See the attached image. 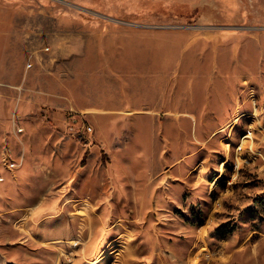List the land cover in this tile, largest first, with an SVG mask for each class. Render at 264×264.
<instances>
[{"label":"rangeland","instance_id":"1","mask_svg":"<svg viewBox=\"0 0 264 264\" xmlns=\"http://www.w3.org/2000/svg\"><path fill=\"white\" fill-rule=\"evenodd\" d=\"M0 264H264V0H0Z\"/></svg>","mask_w":264,"mask_h":264},{"label":"built area","instance_id":"2","mask_svg":"<svg viewBox=\"0 0 264 264\" xmlns=\"http://www.w3.org/2000/svg\"><path fill=\"white\" fill-rule=\"evenodd\" d=\"M93 132H94V130H93L92 126L85 125L78 131V136L79 137H85L86 135H90Z\"/></svg>","mask_w":264,"mask_h":264},{"label":"bare ground","instance_id":"3","mask_svg":"<svg viewBox=\"0 0 264 264\" xmlns=\"http://www.w3.org/2000/svg\"><path fill=\"white\" fill-rule=\"evenodd\" d=\"M32 209H34V208H32Z\"/></svg>","mask_w":264,"mask_h":264}]
</instances>
